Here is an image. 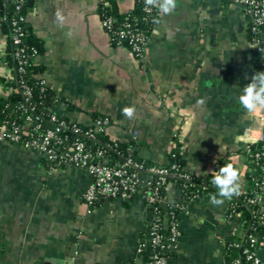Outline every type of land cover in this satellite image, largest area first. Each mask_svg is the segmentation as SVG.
Returning a JSON list of instances; mask_svg holds the SVG:
<instances>
[{
    "label": "crops",
    "instance_id": "0c3cea01",
    "mask_svg": "<svg viewBox=\"0 0 264 264\" xmlns=\"http://www.w3.org/2000/svg\"><path fill=\"white\" fill-rule=\"evenodd\" d=\"M116 2L122 13L133 9L134 0ZM97 9L98 0H35L27 10L28 32L39 46L31 60L39 70L34 78L45 81L53 113L83 124L93 115L109 117L110 139L132 144L136 157L150 153L149 163L160 166L176 139L192 176L203 179L224 162L240 170L242 182V136L252 128L254 141L261 131L257 114L246 113L237 97L255 72H264L244 7L179 0L174 14L159 17L141 60L111 44ZM6 42L0 22V78L10 68ZM7 94L0 84V95ZM129 107L135 108L131 119L123 111ZM44 163L39 154L0 141V264H150L155 250L146 233L153 213L141 194L88 212L82 199L87 174L50 172ZM165 196L182 200L173 182ZM185 208L168 264H230L225 243L237 223L227 220L225 202L213 207L198 200ZM257 254L264 264V243Z\"/></svg>",
    "mask_w": 264,
    "mask_h": 264
},
{
    "label": "built area",
    "instance_id": "2783aa9c",
    "mask_svg": "<svg viewBox=\"0 0 264 264\" xmlns=\"http://www.w3.org/2000/svg\"><path fill=\"white\" fill-rule=\"evenodd\" d=\"M141 3L142 12L145 16L152 15L146 11L144 0H135ZM229 4L244 7L251 25L250 44L258 52L264 55V0H223ZM23 0H15L19 9ZM103 8L108 4L104 0H98V5ZM100 24L108 36H115L120 47L127 48L132 55L141 60L144 58L150 35H147L141 28L137 27L138 19L132 18V22L119 23L113 16L106 15L103 11L98 13ZM5 16L0 15V22ZM25 17L13 18L10 23L12 27V45L14 47V59L16 60V72L21 74L17 80H13L12 69H8L6 81L9 83L8 93L19 95L23 102L18 105V110L23 115L21 124L11 123L0 126V141L20 145L23 149L39 154L49 165L50 172L56 169L76 168L84 171L90 178L85 188L82 199L90 212L94 205L108 200H131L136 194H141L146 205L154 206L153 220L149 224L146 237L149 245L155 250L150 264H168L167 255L173 253L180 236L179 220L173 219L169 225H163L161 213L168 211V204L165 196V189L172 177H181L189 180L192 176L185 170L178 172L176 164L156 165L138 159L134 156L133 148L128 147L125 151L119 149V143L108 137V130L112 125L109 117L99 116L89 124L67 119L61 114L50 113L47 122L42 120V112H39L35 103L31 101L32 88L23 78L26 74V67L34 55H27V48L23 44L25 37ZM110 38V37H109ZM126 42L127 46H123ZM40 91H46L45 81H39ZM261 134L258 138H252V128L246 130L247 141H244L248 149L264 141V114H257L254 117ZM106 138V139H105ZM135 139V133H133ZM248 151V150H247ZM111 153L116 158L111 157ZM249 155V153H248ZM251 155V154H250ZM249 155V156H250ZM252 161L259 164L264 159V151L261 149L251 155ZM264 161V160H263ZM259 166L262 176L255 182V189L248 203L258 207L257 214L261 216L260 224L264 226V162ZM247 171V170H246ZM251 172V170H250ZM245 180V178H244ZM244 180L241 182L239 195L245 193ZM198 201L197 195L192 196L187 202ZM227 220L237 223L236 229L230 234V240L241 230L240 215L233 212L234 204L231 200L225 201ZM182 213H186L185 206L181 207ZM164 226V227H163ZM165 234L164 235V232ZM225 243V247L227 246ZM264 243V236L254 233L248 235L242 242H235L230 246L241 249L244 263L239 258H233L230 264H262L257 254L258 247ZM144 243L138 246L141 251Z\"/></svg>",
    "mask_w": 264,
    "mask_h": 264
},
{
    "label": "trees",
    "instance_id": "16d2710c",
    "mask_svg": "<svg viewBox=\"0 0 264 264\" xmlns=\"http://www.w3.org/2000/svg\"><path fill=\"white\" fill-rule=\"evenodd\" d=\"M35 0H23L19 9H17V4L15 0H0V15L5 16V20L1 22L2 31L7 35V42H6V61L9 67L12 69V76L13 80L17 81L21 74H18L15 70L16 68V60L14 59V47L12 45V27L10 21L13 18L17 17H25L27 18V10L33 7ZM223 1V0H222ZM261 1V0H260ZM108 4L107 7L103 8L102 4L98 5V13L102 11L106 15L113 16L119 23H129L132 22V18L138 19L137 27L141 28L147 35H151L152 30L156 23H153V18L158 17V13L155 12L152 15L145 16V19L142 20L143 15L142 12V5L140 2L135 1L133 3V9L129 12L122 13L119 11L116 0H104ZM225 2V1H224ZM227 3V2H226ZM25 37L23 39V44L27 48V55H35L37 52L36 48L39 49V46L32 38V36L28 32L27 28V20L23 23ZM264 27H262L263 29ZM110 42L113 46H118L117 41L118 39L115 36H109ZM253 35L251 33V25H249V40L251 41ZM123 46H127V43L124 42ZM38 69L31 65V62L26 67V74L23 75V78L27 80V83L32 88V98L31 101L36 104L37 109L39 112H42V120L43 122H47V116L52 113L51 110L53 99L50 95L48 89L46 91L41 92L39 86V80L34 78V75L38 73ZM0 84L6 86L8 89L9 83L6 81V78H0ZM23 102L22 97L19 95L14 94H7V95H0V126L7 124L10 125L11 123L21 124L23 120V115L21 111L18 110V105ZM68 110H72L70 105H66ZM93 118L96 116L93 115ZM106 139V138H105ZM175 147L169 154V163L176 164L178 172L184 171V162L182 155L179 151V143L174 140ZM128 147H132V144H119V149L121 151H125ZM263 149L264 151V141L259 142L256 145H251L248 149L242 151L246 158V166L247 171L245 174L244 180V191L245 193L242 195H238L232 198V202L234 204L233 212L238 213L240 215V224L241 230L237 232V234L228 241L227 246L225 247V252L230 258V261L233 258H239L242 263H244V258L242 255V250L239 248H233L230 245L235 242H242L247 239L248 235H252L254 233H258L259 235L264 236V226L260 224L261 216L257 214L258 207L253 204L248 203V198H250L253 194L252 191L255 189L254 184L258 181L261 176L262 172L259 168L263 160L259 161V164H255L252 161L251 155L255 154L257 151ZM248 150V151H247ZM249 153V155H248ZM135 156V155H134ZM112 158H116L115 154L111 153ZM136 157V156H135ZM45 162V161H44ZM149 163V162H148ZM46 168L48 169L49 165L45 162ZM220 167L224 166V162H220L218 164ZM251 170V172H250ZM212 175H208L203 179H198L194 176H191L189 180L183 179L181 177H172L170 182H173L177 188L180 190L182 195V200L179 201H172L168 204V211L161 213L162 224L169 225V223L173 220H179L180 216L183 214L181 207L186 205L187 200H189L192 196L197 195L198 200H209L211 194H214L217 190L211 183ZM94 206H97L94 205ZM149 209L152 213H154L155 209L154 206H149ZM163 226V227H164ZM164 235L165 231L163 230ZM172 253L167 255L169 259Z\"/></svg>",
    "mask_w": 264,
    "mask_h": 264
},
{
    "label": "clouds",
    "instance_id": "9594fccd",
    "mask_svg": "<svg viewBox=\"0 0 264 264\" xmlns=\"http://www.w3.org/2000/svg\"><path fill=\"white\" fill-rule=\"evenodd\" d=\"M146 11L151 13L156 10L157 18L153 23H160L159 17H167L174 14L179 6V0H144ZM59 19V13H57ZM238 103L248 114H264V72H255L250 82L240 90L237 97ZM198 103L202 104L203 100ZM124 115L131 119L135 115V108H125ZM211 183L216 192L211 194L209 202L213 207H220L227 200H231L240 194L241 173L232 163H228L211 173Z\"/></svg>",
    "mask_w": 264,
    "mask_h": 264
},
{
    "label": "water",
    "instance_id": "95a60500",
    "mask_svg": "<svg viewBox=\"0 0 264 264\" xmlns=\"http://www.w3.org/2000/svg\"><path fill=\"white\" fill-rule=\"evenodd\" d=\"M150 156V153H147V152H144V154H137V157L138 159H141V160H144V161H147V162H150L151 161V156Z\"/></svg>",
    "mask_w": 264,
    "mask_h": 264
}]
</instances>
